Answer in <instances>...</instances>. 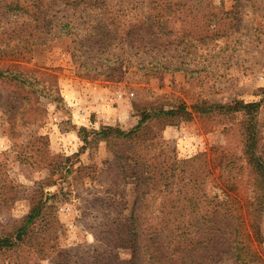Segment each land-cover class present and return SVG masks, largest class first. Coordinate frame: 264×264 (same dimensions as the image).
<instances>
[{
	"label": "rangeland",
	"instance_id": "374dc122",
	"mask_svg": "<svg viewBox=\"0 0 264 264\" xmlns=\"http://www.w3.org/2000/svg\"><path fill=\"white\" fill-rule=\"evenodd\" d=\"M177 1L185 4L177 10L165 6L164 16L167 29L180 32V40L169 34L166 40H121L118 47L83 50L62 36L34 45L26 61L0 59V70L19 66L35 77L45 73L59 99H33L22 89L0 84V232L10 233L32 202H43L24 246L44 248L32 264H89L93 248L129 259L130 250L113 236L122 232L139 200L136 177L126 172L140 168L129 161L135 152L153 164L163 158L159 152L166 153L163 159L215 158L220 166L210 168L205 193L226 196L221 174L235 185L231 194L245 220L258 225L260 235L252 245L264 256V211H254L238 126L220 110L202 114L196 107L261 101L258 119L264 135V0ZM131 4L119 7L116 1L112 6L118 13L127 11L125 26L142 22L151 10L148 0ZM152 61L170 68L149 70L140 64ZM170 110L175 113L152 118L127 139L99 140L93 133L107 127L129 133L145 114ZM229 161L233 166L225 167ZM207 213L211 217L210 208ZM139 215L157 214L150 208ZM221 257L216 264H234L227 255Z\"/></svg>",
	"mask_w": 264,
	"mask_h": 264
},
{
	"label": "trees",
	"instance_id": "16d2710c",
	"mask_svg": "<svg viewBox=\"0 0 264 264\" xmlns=\"http://www.w3.org/2000/svg\"><path fill=\"white\" fill-rule=\"evenodd\" d=\"M116 1L119 7L124 3L126 6L136 4V0H0V59L26 61L25 55L34 45L62 36L77 41L83 50L94 46L104 49L118 47L116 43L121 40H166L169 34L180 40L181 33L172 34V30L167 29L164 16L165 6L173 4L172 0H148L151 10L144 20L127 26L123 18L127 11L123 9L118 13L112 10ZM140 1L145 4L147 0ZM183 4L185 2L175 0L173 5L177 10ZM65 9H70V15H60ZM141 63L143 68L150 67L149 70L170 68L159 61ZM37 73L39 75L35 77L19 66L0 70V84L22 89L33 99L44 96L56 103L58 96L47 86L45 73ZM196 107L202 114L220 110L233 125L238 126L241 154L253 187L254 211L263 212L264 135H261L258 119L261 101L210 102ZM179 111L184 113L185 108L182 106ZM162 113L168 115L175 111L149 112L129 133L110 127L93 133L99 140L111 136L127 139L136 136L142 125ZM159 153L163 158L166 156V153ZM163 158L153 164L136 152L129 157L134 168L140 167L126 171L127 175L136 177L134 185L139 189V200L134 201L136 209L132 206L122 232L113 236L120 247L130 250L129 259H117L113 250L93 248L91 254L86 251L87 258H91L89 264H216L222 260L221 256L226 255L234 264H264V256L252 245L260 235L259 227L246 221L240 212L242 205L231 194L237 189L235 185L222 178L221 174L219 179L228 191L226 196L219 199L205 193L210 168L217 164L220 166L216 159L211 158L208 165L203 154L182 160L175 156ZM227 165L232 167L233 161L227 162L225 167ZM148 194H151L152 202L144 203ZM150 208L157 215L140 218L139 213ZM208 208L211 209V217L207 213ZM43 209L44 203L40 200L32 202L19 226L10 233L0 232V257L4 256L0 264H32L36 255L45 253L43 247L24 249L28 244V233Z\"/></svg>",
	"mask_w": 264,
	"mask_h": 264
}]
</instances>
